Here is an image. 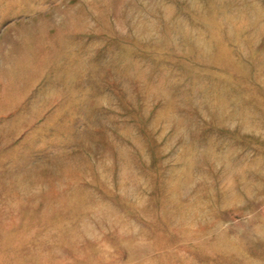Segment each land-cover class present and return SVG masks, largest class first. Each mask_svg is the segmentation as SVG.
Wrapping results in <instances>:
<instances>
[{
    "label": "rangeland",
    "instance_id": "obj_1",
    "mask_svg": "<svg viewBox=\"0 0 264 264\" xmlns=\"http://www.w3.org/2000/svg\"><path fill=\"white\" fill-rule=\"evenodd\" d=\"M0 264H264V0H0Z\"/></svg>",
    "mask_w": 264,
    "mask_h": 264
}]
</instances>
